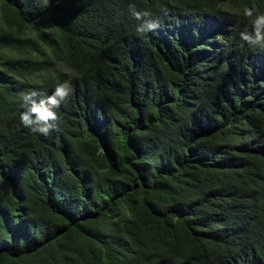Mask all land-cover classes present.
<instances>
[{"label":"trees","instance_id":"1","mask_svg":"<svg viewBox=\"0 0 264 264\" xmlns=\"http://www.w3.org/2000/svg\"><path fill=\"white\" fill-rule=\"evenodd\" d=\"M0 264H264V0H0Z\"/></svg>","mask_w":264,"mask_h":264},{"label":"rangeland","instance_id":"2","mask_svg":"<svg viewBox=\"0 0 264 264\" xmlns=\"http://www.w3.org/2000/svg\"><path fill=\"white\" fill-rule=\"evenodd\" d=\"M13 55H15V54H13Z\"/></svg>","mask_w":264,"mask_h":264}]
</instances>
